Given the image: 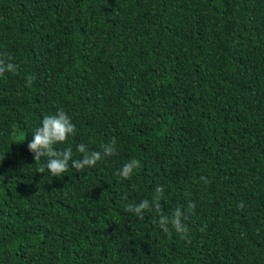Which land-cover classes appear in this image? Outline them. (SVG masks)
<instances>
[{
  "label": "trees",
  "instance_id": "1",
  "mask_svg": "<svg viewBox=\"0 0 264 264\" xmlns=\"http://www.w3.org/2000/svg\"><path fill=\"white\" fill-rule=\"evenodd\" d=\"M0 52L19 66L0 76V264H264V0H0ZM61 109L57 150L115 154L37 172L32 132ZM157 186L188 239L125 211Z\"/></svg>",
  "mask_w": 264,
  "mask_h": 264
},
{
  "label": "clouds",
  "instance_id": "2",
  "mask_svg": "<svg viewBox=\"0 0 264 264\" xmlns=\"http://www.w3.org/2000/svg\"><path fill=\"white\" fill-rule=\"evenodd\" d=\"M12 61V57L6 52H0V76H3L6 72L17 73L19 66ZM34 80V77L27 76L26 81L30 85ZM76 131L75 125L72 123L71 118L61 109L57 110L55 114L44 115L41 121V126L35 128L32 132V140L28 143V149L34 154V160L39 161L41 157H47L46 165H41L37 172L44 173L45 167L50 171L53 177H59L66 173L71 162V167L77 171H83L86 167H95L97 162L104 156H111L115 154V142L116 138L109 144L102 145L103 153L100 151L89 152L87 145L81 143L76 146V151L83 154L81 158L73 159L72 148H66L64 150H57L54 146L63 143L67 140L69 135H73ZM140 167V163L136 159H131L126 162L116 175L121 176L124 179H128L132 176L134 170ZM205 183H210L206 177H201ZM135 187V185H133ZM163 187L157 186V195L153 200L143 199L138 204H127L125 211L134 213L140 219H143L145 210L155 211L159 214L158 224L160 229L164 233H169L171 229H174L180 234L181 239H188L189 226L185 221L189 219V216L182 210V206H178L171 216L165 215L161 212L160 198L163 194ZM238 207L242 208L243 203L238 204ZM195 208V204L189 202V211ZM156 223V221H153ZM171 225V229L169 227Z\"/></svg>",
  "mask_w": 264,
  "mask_h": 264
}]
</instances>
